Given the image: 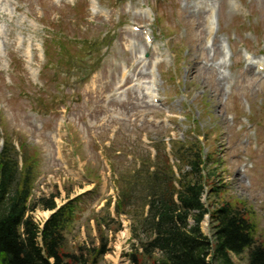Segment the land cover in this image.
<instances>
[{"label":"rangeland","instance_id":"1","mask_svg":"<svg viewBox=\"0 0 264 264\" xmlns=\"http://www.w3.org/2000/svg\"><path fill=\"white\" fill-rule=\"evenodd\" d=\"M259 64L264 0H0V151L4 138L39 155L33 204L83 195L66 235L73 252L99 245L89 220L117 196L106 160L123 164L115 147L198 139L224 185L219 196L205 194V205L239 204L263 242ZM50 213L33 217L44 223ZM111 216L123 229L110 233L101 264H131L133 221ZM202 231L212 236L207 218ZM232 257L247 264L248 254Z\"/></svg>","mask_w":264,"mask_h":264},{"label":"trees","instance_id":"2","mask_svg":"<svg viewBox=\"0 0 264 264\" xmlns=\"http://www.w3.org/2000/svg\"><path fill=\"white\" fill-rule=\"evenodd\" d=\"M71 63L73 60L65 63L66 68ZM95 72L84 73L85 80ZM4 142L0 152V264H101L111 252L110 233L123 229L120 220L115 223L107 207V213L97 215L95 222L99 245L84 244L69 251L66 231L73 220L72 203L53 214L41 230L28 213L38 206L45 210L56 207L54 196L37 205L30 203L39 155L29 153L24 142L19 152L8 139ZM172 145L173 155L180 161L179 178L163 143L156 146L155 161L147 155L139 168L118 172L115 215L131 217L132 236L138 242L127 256L131 264H236L232 256L246 253L247 264H264V241H257V226L249 221L245 209L234 202L215 209L205 207L206 189L219 196L224 185L214 181L219 178L218 167L209 170L205 166L202 146L198 141ZM207 160L211 162L210 156ZM206 215L210 216L213 240L201 230Z\"/></svg>","mask_w":264,"mask_h":264},{"label":"bare ground","instance_id":"3","mask_svg":"<svg viewBox=\"0 0 264 264\" xmlns=\"http://www.w3.org/2000/svg\"><path fill=\"white\" fill-rule=\"evenodd\" d=\"M260 65H263V64H259V66H260ZM47 214H48V213H46V216H47Z\"/></svg>","mask_w":264,"mask_h":264}]
</instances>
